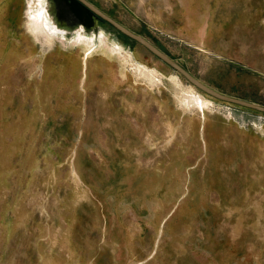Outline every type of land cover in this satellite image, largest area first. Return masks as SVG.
<instances>
[{
	"label": "rangeland",
	"instance_id": "obj_1",
	"mask_svg": "<svg viewBox=\"0 0 264 264\" xmlns=\"http://www.w3.org/2000/svg\"><path fill=\"white\" fill-rule=\"evenodd\" d=\"M87 1L264 106V0ZM67 21L0 0L28 53L0 74V264H264V124L102 20Z\"/></svg>",
	"mask_w": 264,
	"mask_h": 264
},
{
	"label": "water",
	"instance_id": "obj_2",
	"mask_svg": "<svg viewBox=\"0 0 264 264\" xmlns=\"http://www.w3.org/2000/svg\"><path fill=\"white\" fill-rule=\"evenodd\" d=\"M54 1H55V5L58 7L59 10V18L64 21L68 20L66 23L71 22L74 25V27H80V25L91 27L92 25L95 24L96 20H102L118 33H121L127 36L128 38H130V40L134 42H138L143 46H145L148 50H150L163 62H165L173 69H175L178 73H180L182 76H184L191 84H193L195 87L199 88L209 96L227 103L236 104L242 107L254 109L264 113L263 105L250 102L245 99H241L232 95H228L226 93L220 92L208 86L207 84L199 80L197 77L192 75L181 63H179L174 58L170 57L167 53L162 51L159 47L154 45L144 36L137 34L131 31L130 29L126 28L125 26H123L122 24H120L119 22H117L107 14H105L103 11H101L99 8H97L89 1L87 0H62L63 2L61 0H54Z\"/></svg>",
	"mask_w": 264,
	"mask_h": 264
},
{
	"label": "crops",
	"instance_id": "obj_3",
	"mask_svg": "<svg viewBox=\"0 0 264 264\" xmlns=\"http://www.w3.org/2000/svg\"><path fill=\"white\" fill-rule=\"evenodd\" d=\"M33 33V32H32ZM4 33L2 29L0 28V74L3 73L5 74L6 71L11 72L12 71V61L13 59L16 58V60L21 64L23 62L24 67L27 68V61H28V53H27V48H22L23 43L19 42L17 40L12 39L11 37H6L2 36ZM35 38L37 40H42V35L40 34L37 36L35 33H33ZM25 45V43H24ZM17 46H19V49L17 50ZM14 60V61H16ZM86 67H87V62H86ZM134 69L136 70V75L137 77L134 79L132 78V83H139V71L138 69L134 66ZM7 69V70H6ZM246 108V107H244ZM246 111V110H245ZM257 113H256V112ZM244 112V111H243ZM243 115H245L243 113ZM247 120L249 123L253 122L254 124H259V126H262L264 124V113L259 112L254 109L247 108ZM262 124V125H261ZM115 232V231H114ZM129 237V236H128ZM105 238V239H104ZM121 238L124 239V236H116L115 233L104 231L103 234V239L106 244L107 249H123L125 248V244H123V241ZM156 249V242L153 248L150 251V256L155 253Z\"/></svg>",
	"mask_w": 264,
	"mask_h": 264
},
{
	"label": "flooded vegetation",
	"instance_id": "obj_4",
	"mask_svg": "<svg viewBox=\"0 0 264 264\" xmlns=\"http://www.w3.org/2000/svg\"><path fill=\"white\" fill-rule=\"evenodd\" d=\"M62 1V0H61ZM63 2V1H62Z\"/></svg>",
	"mask_w": 264,
	"mask_h": 264
}]
</instances>
